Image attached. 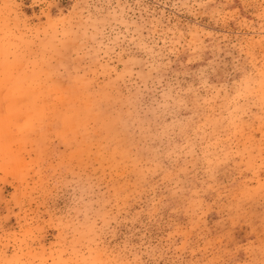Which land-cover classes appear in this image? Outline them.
Segmentation results:
<instances>
[{
    "label": "rangeland",
    "instance_id": "374dc122",
    "mask_svg": "<svg viewBox=\"0 0 264 264\" xmlns=\"http://www.w3.org/2000/svg\"><path fill=\"white\" fill-rule=\"evenodd\" d=\"M0 264H264V0H0Z\"/></svg>",
    "mask_w": 264,
    "mask_h": 264
}]
</instances>
